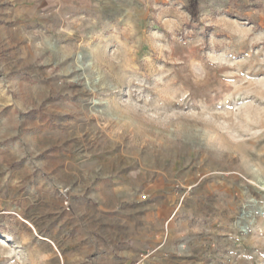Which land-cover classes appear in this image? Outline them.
I'll list each match as a JSON object with an SVG mask.
<instances>
[{"label": "rangeland", "instance_id": "obj_1", "mask_svg": "<svg viewBox=\"0 0 264 264\" xmlns=\"http://www.w3.org/2000/svg\"><path fill=\"white\" fill-rule=\"evenodd\" d=\"M0 0V264H264V0Z\"/></svg>", "mask_w": 264, "mask_h": 264}, {"label": "trees", "instance_id": "obj_2", "mask_svg": "<svg viewBox=\"0 0 264 264\" xmlns=\"http://www.w3.org/2000/svg\"><path fill=\"white\" fill-rule=\"evenodd\" d=\"M188 9L191 15L193 16V18H197L198 17V0H190Z\"/></svg>", "mask_w": 264, "mask_h": 264}]
</instances>
